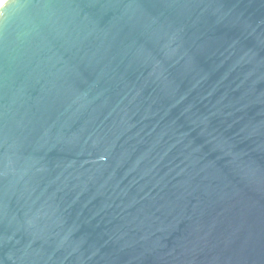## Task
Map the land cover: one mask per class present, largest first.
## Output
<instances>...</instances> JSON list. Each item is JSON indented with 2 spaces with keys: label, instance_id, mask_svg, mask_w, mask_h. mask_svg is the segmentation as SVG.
Listing matches in <instances>:
<instances>
[{
  "label": "water",
  "instance_id": "95a60500",
  "mask_svg": "<svg viewBox=\"0 0 264 264\" xmlns=\"http://www.w3.org/2000/svg\"><path fill=\"white\" fill-rule=\"evenodd\" d=\"M0 264H264V0H6Z\"/></svg>",
  "mask_w": 264,
  "mask_h": 264
},
{
  "label": "bare ground",
  "instance_id": "6f19581e",
  "mask_svg": "<svg viewBox=\"0 0 264 264\" xmlns=\"http://www.w3.org/2000/svg\"><path fill=\"white\" fill-rule=\"evenodd\" d=\"M6 0H0V7Z\"/></svg>",
  "mask_w": 264,
  "mask_h": 264
}]
</instances>
